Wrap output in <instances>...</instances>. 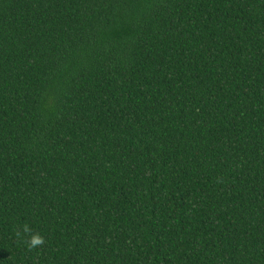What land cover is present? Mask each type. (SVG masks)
Segmentation results:
<instances>
[{"label":"trees","instance_id":"16d2710c","mask_svg":"<svg viewBox=\"0 0 264 264\" xmlns=\"http://www.w3.org/2000/svg\"><path fill=\"white\" fill-rule=\"evenodd\" d=\"M0 264H264V0H0Z\"/></svg>","mask_w":264,"mask_h":264},{"label":"clouds","instance_id":"9594fccd","mask_svg":"<svg viewBox=\"0 0 264 264\" xmlns=\"http://www.w3.org/2000/svg\"><path fill=\"white\" fill-rule=\"evenodd\" d=\"M25 231H28L27 227L25 228ZM43 238L39 234H35L31 237L30 246L36 247L38 245L43 244Z\"/></svg>","mask_w":264,"mask_h":264}]
</instances>
